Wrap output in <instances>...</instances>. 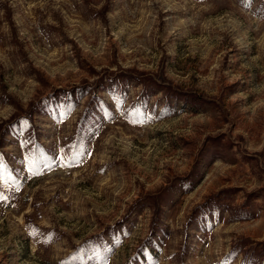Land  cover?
Wrapping results in <instances>:
<instances>
[{"label":"rangeland","instance_id":"374dc122","mask_svg":"<svg viewBox=\"0 0 264 264\" xmlns=\"http://www.w3.org/2000/svg\"><path fill=\"white\" fill-rule=\"evenodd\" d=\"M0 195V264H264V0H0Z\"/></svg>","mask_w":264,"mask_h":264},{"label":"trees","instance_id":"16d2710c","mask_svg":"<svg viewBox=\"0 0 264 264\" xmlns=\"http://www.w3.org/2000/svg\"><path fill=\"white\" fill-rule=\"evenodd\" d=\"M129 79H136L139 82H141V84L145 85L144 93L146 94L149 93V87H152L151 90L153 91H156V89H159L160 91H162V94L166 100H172V99L185 100V97H183L182 95L178 93L180 91L178 87L172 86V84L165 85L158 81L157 83L152 77L146 75L143 71L135 70V71H131L130 73L120 72L114 77L115 85L119 86L120 89L124 91L125 90L124 81H127ZM196 169H197V166L195 164V169H193V171L191 172L192 176L195 174ZM185 179L186 178H184V180ZM184 180H181V181L184 182ZM152 200L156 202L157 198H152Z\"/></svg>","mask_w":264,"mask_h":264},{"label":"snow or ice","instance_id":"6c2138e0","mask_svg":"<svg viewBox=\"0 0 264 264\" xmlns=\"http://www.w3.org/2000/svg\"><path fill=\"white\" fill-rule=\"evenodd\" d=\"M73 147H75V146H73ZM64 159H67V163H63V161H64ZM73 159H74V157L73 158H61V165L62 166H65V167H67V166H71L72 165V163H73ZM7 199V197H5V196H3V195H0V201H3V200H6Z\"/></svg>","mask_w":264,"mask_h":264}]
</instances>
